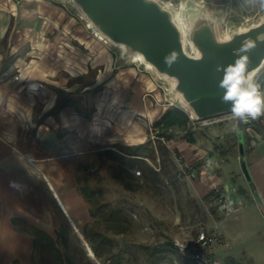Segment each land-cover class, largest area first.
Returning <instances> with one entry per match:
<instances>
[{"label":"crops","instance_id":"0c3cea01","mask_svg":"<svg viewBox=\"0 0 264 264\" xmlns=\"http://www.w3.org/2000/svg\"><path fill=\"white\" fill-rule=\"evenodd\" d=\"M199 1L231 11L264 2ZM96 36L60 3L0 0V264H34L36 230L55 239L63 228L67 240L64 227L72 225L86 241L91 215L76 179L87 151L104 140L147 147L150 128L169 107L158 103L151 70L131 59L123 64ZM169 131L166 146L198 168L190 182L198 196L233 187L241 190L234 211L253 200L264 208V138L257 128L232 118Z\"/></svg>","mask_w":264,"mask_h":264},{"label":"rangeland","instance_id":"374dc122","mask_svg":"<svg viewBox=\"0 0 264 264\" xmlns=\"http://www.w3.org/2000/svg\"><path fill=\"white\" fill-rule=\"evenodd\" d=\"M50 1L67 7L72 16L87 24L84 16L70 0ZM164 1L171 2L176 8L180 7L181 3L198 2L208 11H220L222 19L219 27L222 35L230 32L234 26L247 27L257 22L264 14L263 1L258 2L254 8L234 4L232 11L214 8L210 3L203 4L199 0ZM90 30L93 32L91 28ZM106 48L118 55L123 64L130 63V57H125L119 46L107 42ZM140 66L143 67V64ZM152 73L157 78L159 105L183 108L172 92V81L158 77L154 71ZM255 76H259V84L264 86V66ZM221 118V121H225L232 119V116L228 114ZM202 124L207 123L199 122V125ZM146 140L144 144L147 147L140 149L143 154L139 156L141 159L135 161L118 152L117 145L105 140L93 144L81 161L83 167L79 174L87 177L91 187L101 190L100 199L108 208L122 209L126 215L118 227H112L110 222L104 219L107 217V211L104 209L98 216L99 219L94 220L91 217L89 225L90 227L93 224L109 234L114 251L121 260L120 264H193L173 249L169 241L193 238L199 229L214 228L216 222L229 241L227 245L219 246L213 252L223 264H264V208L253 200L243 204L240 211L221 213L209 204V195L198 196L194 192L190 183L193 178L166 183L169 178L166 171L172 167L173 171L177 170L174 150H170L169 155L162 156L155 150L159 139H152L149 132ZM164 157L165 165L162 161ZM150 168L157 170L159 174H154ZM119 176H123L132 189L125 188L118 179ZM64 228L69 233L68 239L64 241L61 237L60 245L63 250L64 242L69 246V251H64L66 257L70 254L71 260L67 264H108L109 260L98 259L94 255L89 242L84 241L72 225L70 231L67 227ZM116 228L122 229L121 233H114ZM59 232L63 234V228ZM87 243L90 246L89 251Z\"/></svg>","mask_w":264,"mask_h":264},{"label":"water","instance_id":"95a60500","mask_svg":"<svg viewBox=\"0 0 264 264\" xmlns=\"http://www.w3.org/2000/svg\"><path fill=\"white\" fill-rule=\"evenodd\" d=\"M81 12L92 30L122 49L125 57L140 53L145 62L153 66L158 77L173 81L172 92L185 103L190 114L197 119L231 112L232 104L224 101L225 89L221 81L224 70L240 56L247 55L246 72L255 74L264 66V14L247 27L231 28L232 39L221 42L222 13L208 11L198 2L186 3L182 10L184 26L175 17L172 8L162 0H70ZM255 46L242 49L246 40ZM190 43L187 50L185 43ZM175 53L177 60L171 67L165 57ZM240 152L244 140L239 138ZM242 172L247 180L251 176L245 160ZM87 245L89 251L90 246Z\"/></svg>","mask_w":264,"mask_h":264},{"label":"trees","instance_id":"16d2710c","mask_svg":"<svg viewBox=\"0 0 264 264\" xmlns=\"http://www.w3.org/2000/svg\"><path fill=\"white\" fill-rule=\"evenodd\" d=\"M190 122V118L188 112L181 107L172 106L168 107L160 117L155 121V126L159 132V135L164 136L165 138H170L173 136V133L169 131L176 126L185 127ZM234 140V138H233ZM143 145L128 147L119 145L118 149L122 152L123 155L129 157L131 161H135L139 158L141 154L140 149H142ZM156 150L162 156L169 155L170 149L166 146L162 140H157ZM107 152L112 153L111 150H107ZM114 153V152H113ZM165 157L163 158V164L165 165ZM172 164V162H170ZM173 165V164H172ZM166 166H164V169ZM150 170L154 174H159L157 170L150 168ZM176 173L173 171V167L169 168L166 171V174L171 179L170 182H176L177 179L174 178ZM121 183L127 189H132V186L125 180L123 176H119L118 178ZM77 189L85 198V200L89 203V213L94 220L98 218L100 214L103 213V210L107 211V222H110L112 227H118L119 222L123 221L126 218L122 209L108 208V205L100 199L101 190L98 188L91 187L86 176L79 174L77 176ZM108 208V209H107ZM101 217H104L101 215ZM99 219V218H98ZM122 229L116 228L114 229V233H121ZM35 235L38 237V243L36 244L35 252L32 256L34 264H67L70 259V254L66 257L67 250L69 251V246H67L64 242V250L61 247L60 243L61 237L63 235L58 232L57 237L54 239L45 231L36 230ZM84 236L86 240L89 242L91 249L93 250L95 256L100 259H108L110 262L119 263L120 259L118 258V254L114 251L113 242L109 237V234L106 231H102L99 227L95 225L89 224L87 229L84 230ZM65 240V239H64ZM172 243V241H169ZM174 249V248H173ZM66 253H65V252Z\"/></svg>","mask_w":264,"mask_h":264},{"label":"built area","instance_id":"2783aa9c","mask_svg":"<svg viewBox=\"0 0 264 264\" xmlns=\"http://www.w3.org/2000/svg\"><path fill=\"white\" fill-rule=\"evenodd\" d=\"M254 80L259 84V76H254ZM260 85V84H259ZM264 91V86H260ZM231 115V112L220 114L217 116L208 117L205 119H197L188 112L190 121L212 123L222 120L221 117ZM264 115L256 118L249 119L246 123L238 120L239 124L244 127L257 128L262 137L264 138ZM156 127L150 128V137L152 139H161L165 141V137L157 133ZM174 159L176 161L177 170L175 173V179L193 178L196 176L198 168L195 165H188L182 160V156L173 152ZM211 160L207 159L204 162V166L208 168ZM159 169V168H158ZM140 173V171H138ZM171 179L167 178L166 183H170ZM239 199L237 197V191L232 187L229 189L214 188L212 190V198L209 204L216 208L221 213H229L239 205ZM228 239L218 227V222L213 227H203L196 232V235L190 239H175L172 242V247L176 249L182 256L191 260L193 264H221V260L213 254L214 250L222 245H227Z\"/></svg>","mask_w":264,"mask_h":264},{"label":"clouds","instance_id":"9594fccd","mask_svg":"<svg viewBox=\"0 0 264 264\" xmlns=\"http://www.w3.org/2000/svg\"><path fill=\"white\" fill-rule=\"evenodd\" d=\"M231 35L224 36L220 41L231 40ZM264 40V37H260ZM255 46L251 39L244 42L242 49L237 52L250 50ZM177 60L175 53L165 57L168 67H171ZM249 58L247 55L240 56L234 64L224 70V77L221 87L225 89L224 101L232 104L231 114L233 119L247 122L249 119H256L264 115V91L254 80V72H246Z\"/></svg>","mask_w":264,"mask_h":264},{"label":"bare ground","instance_id":"6f19581e","mask_svg":"<svg viewBox=\"0 0 264 264\" xmlns=\"http://www.w3.org/2000/svg\"><path fill=\"white\" fill-rule=\"evenodd\" d=\"M162 1L164 2V4H165L166 6L172 8V9L174 10L176 19L178 20V22H179L182 26H184V21H183V17H182V10H183L185 4H184V3H181L180 7L176 8V7H173V6H172V3H171V2L164 1V0H162ZM87 26H88L89 28H92V25H91L90 22H87ZM93 33L95 34V36L97 35L98 37H100V39H103L105 42H109V40L106 39L105 36H103L100 32L94 30ZM226 35H228V33L225 34V36H226ZM97 36H96V37H97ZM185 47L187 48V50H188V48L190 47V43H189L188 41H186V43H185ZM129 57H130V59H131L132 61H134V60H135V61H138L140 64H143V66H144L145 68H148L149 70L154 71V70H153V66H152L149 62H145V61L143 60V58H142V56H141L140 53H133V54H131ZM172 83H173V81H172ZM173 94H174V96L179 100L181 106H182L183 108H185V109L190 113L189 109L186 107L185 103L179 98V96H178L176 93H173Z\"/></svg>","mask_w":264,"mask_h":264}]
</instances>
